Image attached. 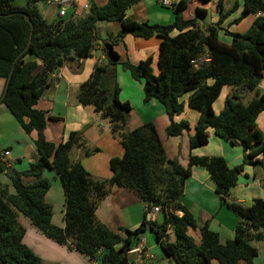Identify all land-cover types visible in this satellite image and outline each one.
Masks as SVG:
<instances>
[{
	"label": "trees",
	"instance_id": "1",
	"mask_svg": "<svg viewBox=\"0 0 264 264\" xmlns=\"http://www.w3.org/2000/svg\"><path fill=\"white\" fill-rule=\"evenodd\" d=\"M15 1L0 0V81L7 84L10 78L0 104L7 107L27 135L37 133L34 145L38 159L25 171L9 176L13 193L0 182V264L41 263L24 243L26 229L20 216L48 238L61 245L72 242L69 248L100 264H131L129 251L148 230L156 235L164 256L174 264H257L258 251L249 242L264 239V199L243 205L229 198L246 166L264 169V132L258 124L264 113V93H258L247 105L240 101L244 93L257 90L264 81V16H258L244 34H237L222 28L230 16L223 14V0L217 3L219 20L206 29L198 21L207 17L206 10L197 8L195 18H185L190 0H179L173 5L175 21L170 25L129 19L128 10L144 0H109L103 6L92 3L83 18L70 15L50 23L38 6L41 0H25V6H17ZM162 1L159 0L161 4ZM238 7L235 5L233 12ZM258 13H264V0H244L241 15L234 22ZM26 16L34 29L30 49L22 54L32 30ZM105 22H118L121 30L115 39L103 41L104 45L113 47L127 35L162 39L157 74L152 58L138 65L126 61L122 66L133 80L143 81L145 103L157 100L163 105L170 122L166 136L176 138L191 133L189 122L176 121L189 108L199 113L194 133L189 136L190 150L207 146L212 130L218 139L243 147L241 165L230 168L222 157L191 154L188 166L183 167L168 157L154 123L127 130L126 117L132 107L120 100L118 62L96 65L78 94L79 104L94 107L110 122L113 136L120 140L124 154L110 160L112 177L96 180L80 163L71 161L75 146L84 148L87 157L98 151L85 148L80 133H70L67 141L58 145L46 139L48 122L56 118L37 109V104L51 84V75L68 62L90 58L100 41L99 25ZM222 31L231 38L230 44L220 39ZM30 56L33 59L29 60ZM225 87L233 88L232 96L216 113L213 105ZM193 167L203 168L211 175L221 203L240 219L234 238L225 244L208 226L200 228L181 201ZM7 169L0 159V176ZM47 170L57 174L64 190V228L53 225V208L45 202L51 189V182L43 177ZM23 177L34 178L35 182L26 185ZM113 186L137 194L149 212L160 207L163 222L145 218L135 231H111L97 219L96 211ZM169 230L174 233V241L169 240ZM190 230L200 233V243L189 235Z\"/></svg>",
	"mask_w": 264,
	"mask_h": 264
},
{
	"label": "crops",
	"instance_id": "2",
	"mask_svg": "<svg viewBox=\"0 0 264 264\" xmlns=\"http://www.w3.org/2000/svg\"><path fill=\"white\" fill-rule=\"evenodd\" d=\"M108 1L109 0H75L74 6L67 8L65 18L70 15H74V18H83L88 14V11L85 10V5L90 7L92 3H95L96 5L103 6L107 4ZM217 3L218 0H192L189 2V8L184 16L186 19H193L197 15V8L206 10L207 16L209 14L211 15V23L205 25L199 22V26L202 29H206L209 25L215 24L219 20L221 12L217 9ZM14 4L17 6H25L26 1L16 0ZM237 4L239 7L233 12ZM243 5L244 0H223V14H230V16L225 20L222 28L232 33L244 34L251 27L258 17L257 15L248 16L237 24L234 22L240 17ZM38 6L42 9L43 16L48 22L52 23L64 19L59 16V8L56 5L41 0ZM127 17L138 23L149 22L150 24L170 25L175 21V12L173 6H163L159 0H144L129 9ZM120 30L121 26L119 24L101 23L99 25L100 41H98V45L92 52V56L81 62L75 61L66 63L58 73L51 78L50 86L45 90L37 104V109L46 111L51 117L56 118L48 122L45 130L46 139L50 143L58 145L61 142L67 141L70 133L78 132L85 140V148L92 151L98 150L90 157L84 154L85 149L82 147L75 148L70 153L71 161L73 163H80L96 180H109L112 177L109 162L112 158H121L124 151L121 143L117 145L116 138L110 135V128H96V126H101L98 116H93L88 108L79 104L78 94L81 84L88 80L97 64V60L95 61L93 59L94 52L99 51L104 54L103 41L115 39ZM220 39L226 44L231 43V38L225 35L223 31L220 34ZM161 41L162 39L158 36L146 40L127 35L122 42L114 48V51L123 62L129 61L133 65H138L141 61L152 58L153 64L155 65L157 59H154V54L158 51L159 55L158 49ZM28 59L31 60L33 57L30 56ZM98 60L102 59L99 58ZM5 87L6 84L4 80L0 81V99L4 94ZM151 105L156 107L155 104ZM155 109H157L156 115L155 113L145 112L148 119L144 117V123H154L170 159H176L183 167H187L191 154L208 157L220 156L227 161L230 168L241 165L244 152L240 150H231L232 147L236 146L228 142V144H222L219 141L220 139L215 137L212 130L210 131L209 143L210 145L213 144L215 148H217V144L220 146V151L217 153L220 154L219 156L212 155L213 153L210 151L211 148H209V144V146H204L194 151L190 150L189 136L194 133V129H192L191 133H184L180 137L168 138L165 130L170 123L169 119L162 110L160 113V108L156 107ZM7 110L6 106L0 104V159L5 162L7 168L13 173L7 174L6 171V173L0 176V182L3 186L9 187L10 192L13 193L9 176L25 171L28 169L25 167L26 163H28L29 166L38 159V154L34 145L37 139V133L32 132L30 135H27L24 130H22L20 124L15 122L16 120L12 121V119L9 118ZM10 115H12L11 112ZM260 119L264 126V113L261 114L258 119V124L264 132V128L261 127ZM162 126L164 128H162ZM226 145H229L228 147L230 148H225ZM7 151L10 152L9 156H5ZM248 169H251V167H248ZM53 172L54 171L47 170L43 175L45 179L49 177L53 178L52 181L47 179L52 182V184L49 193L45 197V202L53 208L52 223L57 227L64 228L65 219L62 218V220L56 224L54 218L55 211L60 204L59 208L64 217L65 195L63 192L64 190L60 188L61 182L59 177L55 172V174H53ZM23 182L26 185H30L35 182V179L23 177ZM256 183L255 170L244 171L243 177H239L238 185L233 189V193H231L229 200L243 205H251L255 199H264V190L259 189L260 187ZM257 188L258 192L255 193ZM53 191H57L58 199L55 198ZM181 201L183 205L191 211L197 225L200 228L208 226L211 231L218 233L221 243L225 244L234 238L235 229L240 219L231 212L227 206L221 203L219 196L214 190V183L211 175L205 169L193 167L191 177L186 180L185 193ZM150 210L152 212V209ZM151 212L148 211V206L141 202L137 194L113 186L109 194L98 204L96 216L100 222L105 224L113 232H119L120 229L135 231L141 226L145 218L147 220H153L158 224L163 222L164 215L159 214L151 219L149 215ZM19 221L22 224L21 217H19ZM22 225L26 229L24 243L40 258V264H95L87 256L80 254L75 249L61 247L57 242L37 231L30 222H25V224ZM167 234L169 240L174 241L173 231L169 230ZM189 235L196 243H200V233L198 231L190 230ZM121 236L125 238L126 234L121 233ZM143 238L146 242V248L156 257L154 261H147L145 264H174L170 259L164 256L161 247L157 243L156 235L152 231L148 230ZM260 242L261 243L258 245L253 244L252 247L258 251L256 263L264 264V258L262 257L264 253V241ZM156 250L160 251L159 255L155 253ZM130 258L137 259L138 257L130 256ZM217 263L218 262H213V264ZM96 264L100 263L97 262ZM239 264L245 263L240 261Z\"/></svg>",
	"mask_w": 264,
	"mask_h": 264
},
{
	"label": "rangeland",
	"instance_id": "3",
	"mask_svg": "<svg viewBox=\"0 0 264 264\" xmlns=\"http://www.w3.org/2000/svg\"><path fill=\"white\" fill-rule=\"evenodd\" d=\"M172 3H174L175 2V0H170ZM177 1V0H176ZM190 1H192V0H190ZM198 21L199 22H201L202 24L204 23L205 25H208V24H210L211 23V15L209 14L207 17H204V18H199L198 19ZM111 24H119L120 25V23H118V22H111ZM121 26V25H120ZM120 42H122V41H120ZM119 42V43H120ZM119 43H116V45H114L113 46V50H114V48L119 44ZM103 49H104V47H103ZM159 50V49H158ZM115 52V51H114ZM155 53V52H154ZM155 56H154V59L156 60L157 59V62H158V51H157V53L156 54H154ZM102 59L103 60V64L105 65H107L108 64V60H107V58H106V56H105V54H103V53H100L99 51H95L94 52V55H93V59L96 61V60H98V59ZM157 62H155V65L153 64L152 65V67H153V70H154V73L155 74H157V72H158V68H157ZM124 62H123V60H121V58L118 60V63L116 64V79H117V83H118V85H119V87H120V89H121V94H120V100L122 101V102H129L130 103V105H131V107H132V110H131V112H129L128 114H127V117H126V126H125V128L127 129V130H129V129H136V128H139V127H141L142 125H144V124H146V123H144V117L146 118V119H148V116H147V114H145V112H147V113H152V114H154L155 113V115L157 114V109H155L156 107H158V108H160V113H161V110L165 113V109H164V107H163V105L159 102V101H157V100H152V101H150V102H148V103H145L144 102V92H143V81H135V80H132L131 79V76H130V74H129V72L128 71H126L125 69H124V67L122 66V64H123ZM232 93H233V88L232 87H225L223 90H222V93H221V96L219 97V99L214 103V105H213V109L216 111V112H220L221 110H223V108H224V102H225V99L227 98V97H231L232 96ZM258 93H260V94H262V93H264V81H263V83L258 87V89L257 90H253V91H248V92H246V93H244L243 94V96H242V98L240 99V101L243 103V104H245V105H247L251 100H253L254 98H256V97H258ZM151 104H155L156 105V107L155 106H153V105H151ZM5 106V105H4ZM86 108H88L89 110H90V112H92V115L93 116H95L96 117V115L98 116V118H99V122H100V124H101V126L99 127V126H96V128H104V127H107V128H110V135H112L113 136V134H112V131H111V125H110V122L108 121V120H106L105 118H103L102 117V115L101 114H99V113H97L96 111H95V109H94V107H92V106H89V107H86ZM7 114H8V116H9V118H11L12 119V121H15L16 120V118L15 117H13L12 115H10V111L9 110H7ZM158 112H159V109H158ZM166 114V113H165ZM198 119H199V113L198 112H196V111H194V110H191V109H189V108H186L185 109V111H184V113L180 116V117H177L176 118V121L178 122V121H181V120H185V121H187V122H189L190 123V127H191V129H194L195 128V126L197 125V122H198ZM147 121V120H146ZM15 122H17L18 123V121L16 120ZM144 123V124H143ZM260 123H261V119H260ZM19 124V123H18ZM261 127L262 128H264V126H263V123H261ZM162 128H164L163 126H162ZM23 130V129H22ZM114 138H116V140H117V145L118 144H120V142H119V138L117 137V136H113ZM222 144H228L226 141H224V140H219ZM82 143H84L85 144V146H86V143H85V140H84V138H83V136H82V141H81ZM230 144V143H229ZM209 145H210V143H209ZM209 145H207V146H209ZM120 146V145H119ZM229 145H226V147L225 148H230V147H228ZM80 146L78 145V146H75V147H73L72 148V150L73 149H75V148H79ZM209 148H211V153H213L212 155H217V156H219L220 154H217V153H219V151H220V146L217 144V148H215L214 147V145L213 144H211L210 145V147ZM215 149H217V150H215ZM231 150H233V151H235V150H240L241 152H243V147L242 146H236V147H232V149ZM215 151H217V152H215ZM214 153H216V154H214ZM228 155V154H227ZM101 156V155H100ZM220 157V156H219ZM101 158V157H100ZM98 165H99V163H98ZM25 167H29L28 166V163H26L25 164ZM248 167L249 166H246L245 168H244V170H243V172L245 171L246 172V170H255V178H256V180H257V183L256 184H258V186L260 187L259 189H261V190H264V169L263 168H261V167H257V168H253V167H251V169H248ZM243 172L240 174V176H242L243 177ZM53 174H55L54 172H53ZM47 179H50L51 181H52V177H49V178H47ZM51 184H52V182H51ZM60 188H61V190H63V188H62V185L60 184ZM54 192V196H55V198L56 199H58V193H57V191H53ZM64 192V191H63ZM258 192V188L256 189V191H255V193H257ZM231 193H233V190H232V192ZM60 196H61V194H60ZM61 205V204H60ZM60 205H58V208H57V210L55 211V222H56V224L59 222V221H61L62 220V218H64L63 217V215H62V213H61V209L59 208V206ZM247 205H250V204H247ZM231 211V210H230ZM232 212V211H231ZM237 216V215H236ZM21 217V222H22V224H25V222H30L27 218H25V217H23V216H20ZM238 217V216H237ZM54 225V224H53ZM238 225V224H237ZM47 237V236H46ZM50 239V238H49ZM52 240V239H51ZM260 241H264V239H262V240H258V239H252L250 242H249V244L252 246L253 244H260L261 242ZM58 245H60L61 247H67L68 249H69V245H71L72 244V242H69V243H67L66 245H61V244H59V243H57ZM157 255H159L160 254V251H158V250H156V252H155ZM160 257V256H159ZM262 257L264 258V253H263V255H262ZM130 261L132 262V261H134V259L133 258H130ZM161 261V260H160ZM218 264V263H217ZM258 264V263H257Z\"/></svg>",
	"mask_w": 264,
	"mask_h": 264
},
{
	"label": "built area",
	"instance_id": "4",
	"mask_svg": "<svg viewBox=\"0 0 264 264\" xmlns=\"http://www.w3.org/2000/svg\"><path fill=\"white\" fill-rule=\"evenodd\" d=\"M51 4L56 5L59 8V16L61 18H65L67 14V8L70 6H74L75 0H45ZM179 0H175L174 3H172L170 0H163L162 5L163 6H173L176 4ZM85 10L89 11V6L85 5ZM257 16H264V13H258ZM105 54V52H104ZM98 66H103V61L102 60H97ZM55 74L51 75V78H53ZM10 152L7 151L5 153V156H9ZM152 212L149 214L150 218L152 219L154 216H157L161 214V208L160 207H153L151 208ZM179 217L183 216L182 212H177L176 213ZM148 221H153V220H148ZM129 256H137V259H134V261L130 262L131 264H145L147 261H154L156 257L149 252V250L146 248V242L144 238L141 239V241L134 247L132 248L129 253ZM95 264L97 263L96 261L94 262Z\"/></svg>",
	"mask_w": 264,
	"mask_h": 264
},
{
	"label": "water",
	"instance_id": "5",
	"mask_svg": "<svg viewBox=\"0 0 264 264\" xmlns=\"http://www.w3.org/2000/svg\"><path fill=\"white\" fill-rule=\"evenodd\" d=\"M26 19H27V21L31 24V26H32V30H31V35H30L29 43H28V45L26 46V48L24 49V51L22 52V54H24L25 52H27V51L30 49L31 41H32V36H33V29H34L33 24H32L31 21H30L29 16H26ZM104 47H105V56H106L107 60H108L109 62H112V63H117L118 60H117V58L115 57V53H114L113 47H112L111 45H109V44H108V45H104ZM9 80H10V78H9ZM9 80H8V82H7V84H6L5 90H6L7 87H8ZM12 173H13V172H12L10 169L7 170V174H12ZM171 262H172V261H171Z\"/></svg>",
	"mask_w": 264,
	"mask_h": 264
}]
</instances>
